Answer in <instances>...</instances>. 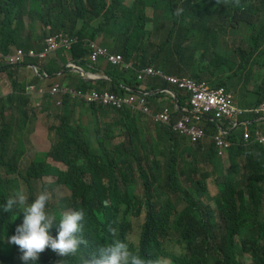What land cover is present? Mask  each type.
Masks as SVG:
<instances>
[{
    "label": "trees",
    "instance_id": "16d2710c",
    "mask_svg": "<svg viewBox=\"0 0 264 264\" xmlns=\"http://www.w3.org/2000/svg\"><path fill=\"white\" fill-rule=\"evenodd\" d=\"M228 2L0 0V52L9 55L16 48L41 49L49 35L64 32L78 41L71 50L60 49L43 69L50 75L64 70L70 87L137 92L141 84L138 70L155 66L166 74L226 86L242 106L258 105L264 101V0ZM184 22L193 23L198 31H189ZM240 32L243 41L238 44L235 37ZM92 41L122 53L125 62L114 64L105 57L94 61ZM237 56L242 57L239 67ZM71 60L111 79L87 80L69 66ZM150 87L176 92L170 93L173 111L182 113V108L190 107L191 94L162 76H151ZM232 90L242 96L240 102ZM29 103L25 86L16 83L14 91L0 99V256L4 263L23 264L17 247L8 242L20 213L17 209L4 213L3 205L21 189L33 196L38 187L33 178L41 181L52 175L71 190L59 206H46L57 223L66 207L83 209L86 214L82 235L88 245L68 257L66 264H82L83 258L96 255L106 243L130 238L143 217L136 235L137 248L146 261L245 264L249 253L253 264H264V220L259 217L264 206V145L245 140L247 129L264 130V121L260 126L254 121L239 128H232L229 120L207 121V136L192 144L172 125L148 116L152 122L140 111L66 97L63 106L52 110L58 120L51 127L52 149L36 154L24 173L18 163L27 151L20 134L27 125L18 115L28 121ZM79 108L85 110L88 121L72 119ZM9 110L12 115L7 120L1 112ZM222 128L234 142L226 158L220 156L215 140ZM121 136L123 141L115 143ZM208 138L212 140L205 142ZM109 142L130 151L129 169L112 166L118 154ZM50 157L65 163L67 169L50 163ZM102 161L110 167H103ZM145 167L151 172H142ZM110 227L117 229L115 237ZM51 234L57 235L55 226ZM59 257L49 249L36 264H50Z\"/></svg>",
    "mask_w": 264,
    "mask_h": 264
},
{
    "label": "built area",
    "instance_id": "2783aa9c",
    "mask_svg": "<svg viewBox=\"0 0 264 264\" xmlns=\"http://www.w3.org/2000/svg\"><path fill=\"white\" fill-rule=\"evenodd\" d=\"M77 38L65 33H56L50 35L42 49L32 48L25 50L23 48L9 56V61L13 64L24 62L27 58H35L39 61V66L47 62L59 49H71ZM92 59L97 61L101 56L106 57L116 64L124 62L122 54H115L107 47L102 46L96 41L91 43ZM132 66V64H127ZM38 68L37 65H33ZM150 75H160L165 80L182 90L190 92L191 111L186 113L176 122L172 121V113L166 109L154 113L150 104V95L148 91L140 93L128 92L118 94L111 90L90 89L83 90L73 88L69 85L55 83L49 90L45 91L56 98L58 105L63 106L66 96H72L81 102L87 104H107L118 109L131 107L150 115L154 121L167 123L173 126V129L181 134L189 136L191 142L199 143L207 136V121H225L229 120L233 127L248 126L249 118L255 117L264 120V102L257 106L242 107L234 101V95L224 86L212 87L207 80L196 79L186 75L166 74L154 66H147L140 71V78L144 79ZM36 87L30 85L27 87V93L36 92ZM226 130L223 129L215 136L219 154L223 157L229 156V150L233 142L225 137ZM246 141L255 140L264 144V130L256 129L252 132L249 128L245 134Z\"/></svg>",
    "mask_w": 264,
    "mask_h": 264
},
{
    "label": "clouds",
    "instance_id": "9594fccd",
    "mask_svg": "<svg viewBox=\"0 0 264 264\" xmlns=\"http://www.w3.org/2000/svg\"><path fill=\"white\" fill-rule=\"evenodd\" d=\"M241 2H242V0H229L227 5H230L233 3L239 4ZM220 3H226V0H217V4H220ZM58 33H64V32H58ZM54 34H56V33H54ZM65 34H67V33H65ZM75 38H77V37H75ZM77 41H78V38H77ZM45 42H46V40H45ZM96 42H98V41H96ZM98 43L101 44L100 42H98ZM239 43H241V42H238V44ZM104 47H106V46H104ZM17 49H19V48H16L15 52L17 51ZM30 49H32V48H30ZM36 49H38V48H36ZM71 49H68V50H71ZM108 49L114 53V51H112L110 48H108ZM15 52H12L9 55H4V56H8L7 61L9 62L10 65L16 66V65L24 64L27 62V60H30V59L35 60V62H29V64H31V67H33V65L38 66L37 69L33 67L34 69L37 70L35 72L40 77H43L45 79H47L49 77V73L43 69V66H42L43 64L41 66H39V61L35 58H27L24 62L17 63V64L11 63L9 61V56L14 54ZM57 52L49 60H51L57 54ZM115 54H122V53H115ZM101 57H104V56H101ZM124 62H125V60H124ZM124 62H122V63H124ZM122 63H120V64H122ZM114 64H116V63H114ZM127 64H132V63H127ZM127 64H126V66H127ZM76 66L80 67V65H78L75 62H72V64L70 65V67H72V68H74ZM129 67H133V64H132V66H129ZM142 69L138 70L139 75H140V71ZM175 75H178V74H175ZM150 76H156V75H150ZM186 76H189V75H186ZM147 77H149V76H147ZM190 77H192V76H190ZM139 78H140V76H139ZM144 79L140 78V80H144ZM57 83H59V82H57ZM209 84H210V82H209ZM30 85H34V87H36L38 89V88H42L44 84L33 83V84H29L28 86H30ZM27 87H25V93L27 95H29L26 91ZM212 87H220V86H212ZM224 87H226V86H224ZM73 88H78V87H73ZM80 89H82V88H80ZM90 89H94V88H90ZM90 89H86V90H90ZM96 89H98V88H96ZM106 89H108V88H106ZM100 90H105V89H100ZM108 90H110V89H108ZM142 91H148V89L147 88H139V91H137V92H134V91H130V92L140 93ZM184 91H186V90H184ZM166 92H169V93L176 95V92L174 90H171V89H166ZM232 94L234 95V93H232ZM46 95L48 98H52V99L56 100V98L52 97L48 93H46ZM149 95H150V104H151L150 92H149ZM66 97H70L73 100H77V99H74L72 96H66ZM176 101L178 102V99H176ZM237 104L239 106H242L239 103H237ZM254 106H257V105H254ZM36 107H37V109L44 111V107L39 106V105H36ZM58 107H61V106L58 105ZM242 107H252V106H242ZM127 108H131V107H127ZM188 108L191 111V104H190V107H188ZM131 109H133V108H131ZM120 110H122V109H120ZM133 110L140 111V110H136V109H133ZM190 111L189 112H183V115L186 113H190ZM46 112H50V111H46ZM140 112H142V111H140ZM142 113H144V112H142ZM154 113H157V112H154ZM144 114L147 115L146 113H144ZM183 115H182V117H183ZM147 116H150V115H147ZM172 121H173V117H172ZM176 121H177V119H176ZM249 121H250L249 125H251V124H253L254 121L262 123L264 120H259L258 118L251 117V118H249ZM57 122H58V120L55 123H57ZM51 127L52 126L49 127V131H50V135L53 139ZM232 128H239V127H233L232 126ZM223 129L224 128H222L221 130H223ZM23 138H24V136H23ZM189 140L191 142L190 138H189ZM24 142H25V140H24ZM25 144H26V142H25ZM53 144H54V140H53L52 146H53ZM192 144H194V143H192ZM233 144H234V142H233ZM26 148H27V151H26V153H27L29 148H31V147H28L26 145ZM50 150H44L42 152H46V151H50ZM218 152H219V150H218ZM26 153H25V155H26ZM24 156H23V158H24ZM224 158H226V157H224ZM51 159H52V161H51ZM49 162L53 163L54 165H57L63 169H67V165L65 163H63L61 161H56L53 157L49 158ZM57 162L62 163L64 165V167L60 166L62 164H58ZM50 176H52V175H50ZM48 204H51V195L48 192H41L38 196H34V195L31 196L30 195V197L27 198V196L24 194L23 190L21 189L14 196L7 198L6 203L3 205V212L4 213L12 212L14 209H17L18 212L20 213V219L17 221L16 226L14 228L15 234H13L9 237L8 242L17 247V249L20 253V260L23 262V264H36V261L39 260L41 254L44 253L46 250H49V249L52 252L56 253L58 256H61V257L57 258L56 260H54L53 262H51L50 264H66V259L68 257L76 255L79 252L82 245L85 247H87V245H88V240L85 239L82 235L83 230H84V221H85V215H86L85 211L83 209L76 210L77 207H71L68 209L67 212H64L60 215L59 221L57 223V217L55 215L50 214L46 210V206ZM54 226L57 228V235H55V236H53L51 234V229ZM109 231L113 234L114 237L117 235V229L116 228L110 227ZM137 245H138V243L134 242V240H132L131 238H128V239L116 238L112 242H108L103 247H101L96 255L91 256V257H87V258H83L82 264H158V262H150V261H146L144 258H142L141 257L142 254L140 253V250L137 248Z\"/></svg>",
    "mask_w": 264,
    "mask_h": 264
},
{
    "label": "crops",
    "instance_id": "0c3cea01",
    "mask_svg": "<svg viewBox=\"0 0 264 264\" xmlns=\"http://www.w3.org/2000/svg\"><path fill=\"white\" fill-rule=\"evenodd\" d=\"M114 53H120V52L114 51ZM7 57L8 56H4L0 52V99L8 96L14 91V83H16L17 85L22 84L25 87L33 83L44 84L42 88L36 89L35 93L28 95L30 98V103L28 107H26V109L30 111L28 121L25 122L24 120H22L20 115H18V119L27 125V127L24 128L23 133L21 132L20 134L21 135L23 134L24 140L28 147H32L33 145H36L40 150H50L52 148V141L50 139L49 127L52 126V110L57 109L58 104L56 103L55 99L48 98L45 91L49 90L55 83L59 82L56 81L58 79H62L64 81L59 83L63 85H67V80L65 79L64 75H62L64 74L65 71L63 70L62 72H59L57 75L56 73L53 75L49 74V77L45 79L43 77H40L35 72L37 70L31 67V64L24 63L16 66L10 65L9 62L7 61ZM49 61L45 62L42 66L48 64ZM72 62L74 61L71 60L69 62V66L72 64ZM73 70L77 71L74 68ZM79 73L85 78L82 72ZM90 74H92V72H90ZM99 75L100 77L98 78H103L108 80L111 79V77L105 73ZM50 82H52L51 85H47ZM150 82H151V76L145 78L144 80H141V84L139 85V88H147L148 91L150 92L151 108L153 112H161L168 109L172 113V117L178 120L179 118L182 117L183 112L190 111L188 107L182 108L181 110L182 113L173 111L172 97L170 93L160 90H153L152 87H150ZM107 88L109 89V87ZM155 94H157L158 96L157 97L154 96ZM175 102L177 101L175 100ZM36 105L44 107L45 111L37 109ZM0 108H2V104L0 105ZM32 110H36V114L33 113ZM46 111H50V112H46ZM5 115L7 117V120L10 119L12 115V111L10 110L7 111ZM113 117L114 115L112 114L108 118L110 119ZM72 119L74 121L82 120V119L88 121V115L86 114L85 110L79 108L78 111L73 113ZM261 124L262 123H259L258 125L260 126ZM88 133L90 135H94L92 129H89ZM119 138L123 139L124 137L121 136ZM57 163L62 164L59 162Z\"/></svg>",
    "mask_w": 264,
    "mask_h": 264
},
{
    "label": "rangeland",
    "instance_id": "374dc122",
    "mask_svg": "<svg viewBox=\"0 0 264 264\" xmlns=\"http://www.w3.org/2000/svg\"><path fill=\"white\" fill-rule=\"evenodd\" d=\"M152 12H153V10L150 9V13H152ZM183 25L186 27V29H188L191 32H197L198 31V27L195 26L193 23L184 22ZM150 26H152V24H149V27ZM235 38H236V40L238 42H242L243 41V32H240L239 34H237V36ZM237 60H238V67H239V64L242 62V57L237 56ZM56 81L64 82L62 79H58ZM51 83L52 82L48 83L47 85H51ZM236 90L240 94L244 93L241 87H236ZM232 91L235 92V94H236V96L238 98V101L240 102L241 99H242V96L239 93H237L235 90H232ZM45 103H46V101H45ZM6 112L7 111H2L1 113L5 114ZM146 117L150 121H152L148 116H146ZM56 121H57V119L53 116L52 117V124L55 123ZM50 139L52 140V143H53V139H52L51 135H50ZM211 140H212V138H208V139H206L205 142H210ZM122 141H123V139H121V138H116L114 140L115 143H119V142H122ZM109 143H110L111 147L118 154V156L115 157V160H114L115 162L113 163L112 166L116 170L129 169L130 165H131L130 151L125 146L117 145V144H114L113 142H109ZM42 151H44V150H40L36 145H33L31 148H29V150L26 153V155L24 156L23 160L18 163L19 171H22V172L26 173L27 168L29 167V165H30L31 161L33 160V158L36 156V154L38 152H42ZM149 152H151V149L149 150ZM60 166L64 167L63 164L60 165ZM102 166L103 167H110L106 161H102ZM203 167L210 168L207 165H203ZM141 171L142 172H148V173L151 172V170L149 168H146V167L144 168V170H141ZM213 179H214V177H211L210 181H213ZM33 182H34V184L36 186H38L37 189L34 192V196H38L41 192H48L51 195V208H52L53 205L59 206L60 203H61V198L71 194V190L68 187L60 185V184L57 183V177L56 176H46L41 181H37V180H35L33 178ZM44 183H47L48 186L44 187L43 186ZM24 194L27 196V198L30 197V194L27 191H24ZM69 208H71V207L64 208L62 210V212H64V211L67 212ZM259 217H260L261 220H264V206H263L262 211H260ZM143 221H144V217L138 223V226ZM138 226L136 227V230L134 231V234H132L130 236V238L132 240H134V242H136V243H138L137 235H136L137 232H139ZM3 257H4L3 255L0 256V264H6L3 261ZM244 262H245V264H253V260L251 259L249 253L246 254V257L244 258Z\"/></svg>",
    "mask_w": 264,
    "mask_h": 264
},
{
    "label": "water",
    "instance_id": "95a60500",
    "mask_svg": "<svg viewBox=\"0 0 264 264\" xmlns=\"http://www.w3.org/2000/svg\"><path fill=\"white\" fill-rule=\"evenodd\" d=\"M74 69L79 71V72H82L85 76V79H87V80H94V79L100 77L99 74H95V73L90 74V72L84 70L82 67L76 66V67H74Z\"/></svg>",
    "mask_w": 264,
    "mask_h": 264
}]
</instances>
